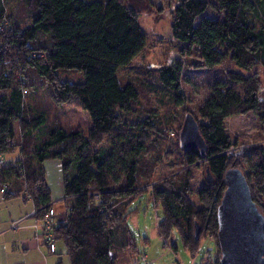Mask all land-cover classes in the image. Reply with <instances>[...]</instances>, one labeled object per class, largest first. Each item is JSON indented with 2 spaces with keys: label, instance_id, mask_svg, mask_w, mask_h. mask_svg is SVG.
I'll list each match as a JSON object with an SVG mask.
<instances>
[{
  "label": "trees",
  "instance_id": "16d2710c",
  "mask_svg": "<svg viewBox=\"0 0 264 264\" xmlns=\"http://www.w3.org/2000/svg\"><path fill=\"white\" fill-rule=\"evenodd\" d=\"M4 1L0 0V154L4 158L0 188L7 189L3 198L29 197L34 217L41 219L54 206L43 162L60 160L67 203L65 210L55 212V241L64 244L70 264H117L118 253L136 248L127 221L135 210L127 207L151 181L157 162L152 158L157 155H146L156 147L158 137L150 139L141 127L122 134L114 128L123 116L140 120L143 101L153 95L173 111L163 115L165 122L163 116L152 115L148 127L155 122L154 133L174 139L185 166L204 162L209 173L198 189L187 172L152 184V196L162 212L159 234L166 239L175 229L191 254L199 250L202 234H211L216 253L208 254L212 259L205 264H225L217 242L216 209L226 188L227 169L241 170L264 215V148L229 155L235 143L225 126L226 118L249 112L264 122L258 76V69H264V0H179L170 23L171 38L180 44L179 56L134 78L118 72L142 53L147 35L137 12L126 3L26 0L30 22L20 26L7 15ZM209 8L215 16H203L197 23ZM188 57L193 59L187 62ZM226 59L234 66L226 72L227 80L216 81L193 114L205 141V155L197 149L182 151L175 114L178 109L185 112L183 68L210 69ZM58 69H74L79 75L60 79L54 76ZM42 91L53 107L73 98L89 114L88 130L74 129L57 117L51 120L48 107L39 100ZM16 126L20 142L14 140ZM107 139L112 143L105 149L102 144ZM15 151L18 157L10 158ZM195 222L200 227L197 237Z\"/></svg>",
  "mask_w": 264,
  "mask_h": 264
},
{
  "label": "rangeland",
  "instance_id": "374dc122",
  "mask_svg": "<svg viewBox=\"0 0 264 264\" xmlns=\"http://www.w3.org/2000/svg\"><path fill=\"white\" fill-rule=\"evenodd\" d=\"M120 1L131 6L137 12L140 25L147 35L145 49L129 65L119 70L118 74L120 76L128 78L141 77L147 69L166 65L179 56L180 44L176 43L170 35L171 12L179 0ZM4 3L7 15H10L17 25L26 26L29 24L30 14L26 0H5ZM215 14V10L209 8L197 18V23L201 17H214ZM192 59V57H188L186 60L190 62ZM233 68V64L228 59L210 69H195L186 66L183 68L181 83L185 112L178 109L175 114L180 121V129L184 114L186 112L197 114L199 106L210 95L215 82L226 81V72ZM78 75L79 73L74 69H58L54 76L60 79H76ZM54 76L52 79H54ZM258 76L261 83L260 104L264 106V69H258ZM234 86L238 90H241V86L235 84ZM46 90L50 91L49 88H46ZM46 90L43 91L47 94ZM43 91L39 94V100L48 107L50 114H52L51 120L57 117L59 122L74 129H80L83 132L88 130L91 126L89 114L87 111L79 108L73 98L61 103L58 107H53L47 95L43 94ZM150 96H148L147 100L143 101L141 111L143 110L144 113L143 117L138 120L139 122L136 121L135 115L132 117L123 116V119L120 118V126L114 128L117 134H122L133 133L138 127H141L146 130L145 132L150 139L158 137L156 147L153 146L154 149L151 148L147 151L146 155L148 158H151L153 154L157 155L156 158H152V160L155 159L157 162L152 171L151 181L147 185L142 184L144 186L141 190L142 195L134 199L127 207V211L135 210L127 221L129 229L134 236L136 248L135 246H131L123 252L118 253L117 264H138L137 262L141 259H144L149 264H205L216 253L215 238L211 234L203 233L199 242V250L191 254L183 247L179 234L175 229L166 239H163L158 231V221L162 217V212L159 204L152 196V184L165 179H176L187 172L193 188L198 189L205 181L206 168L204 162H199L196 165L188 167L185 166L182 160V152L174 148V139L165 138L161 134L157 135L158 132L157 134L154 133V129L156 128L155 122L152 123V128L148 127L152 115L163 116L165 113L167 115L170 111H173L170 110V107L166 108L161 105L153 95ZM30 97L33 98V96ZM29 99L27 97V101ZM161 120L165 122L166 118L163 116ZM173 124L177 127L176 120H174ZM225 126L227 133L235 143V146L228 152L229 155L238 157L250 147L264 148V122L256 114L249 112L245 115L228 117L225 120ZM15 128L14 140L15 142H20V131L17 126ZM111 143V140L107 139L102 144V147L107 149L111 146ZM18 155L19 152L15 151L10 158H16ZM5 157L8 158L6 155ZM242 164L246 166V161L243 160ZM43 166L46 167L48 172L47 181L49 187H51V194L53 197L58 198L63 195L61 162L58 159H47L43 162ZM51 166L56 167V169L52 170ZM1 168L2 166H0ZM192 199L199 205L196 197L193 196ZM60 200L57 199L53 202L54 205H57V208H60V205L63 203ZM63 210L65 209L61 211ZM56 246L57 250L64 248L57 253V256L63 257L66 263H68L64 244L56 240ZM208 254H211L212 257L208 258Z\"/></svg>",
  "mask_w": 264,
  "mask_h": 264
},
{
  "label": "water",
  "instance_id": "95a60500",
  "mask_svg": "<svg viewBox=\"0 0 264 264\" xmlns=\"http://www.w3.org/2000/svg\"><path fill=\"white\" fill-rule=\"evenodd\" d=\"M182 151L197 149L205 155V141L191 112L183 117L178 134ZM206 176L209 177L206 168ZM225 191L216 209L217 242L225 264H264V215L253 201L249 185L239 168L224 174ZM200 227L194 223L197 237Z\"/></svg>",
  "mask_w": 264,
  "mask_h": 264
},
{
  "label": "crops",
  "instance_id": "0c3cea01",
  "mask_svg": "<svg viewBox=\"0 0 264 264\" xmlns=\"http://www.w3.org/2000/svg\"><path fill=\"white\" fill-rule=\"evenodd\" d=\"M53 167L51 166L52 170L56 169V167ZM44 169L47 179L48 172L46 167ZM1 189H4V191L2 192ZM6 190L5 186L0 188V264H70L66 253L68 263L63 257L57 256V253L64 248L57 250L55 241V251L50 252L41 238V219L34 217L36 210L32 200L29 197L23 198L22 196L9 199L3 198L2 195ZM51 198L53 202L61 199L60 201L64 203L60 205V208H57V205L53 206L57 214L62 209H66L67 201L64 200V194L58 198L53 197L51 194ZM21 217L24 218L23 222L15 229L10 228V223ZM36 233L39 236L37 238Z\"/></svg>",
  "mask_w": 264,
  "mask_h": 264
},
{
  "label": "built area",
  "instance_id": "2783aa9c",
  "mask_svg": "<svg viewBox=\"0 0 264 264\" xmlns=\"http://www.w3.org/2000/svg\"><path fill=\"white\" fill-rule=\"evenodd\" d=\"M4 162V158L2 154H0V165H2ZM3 192L4 189H1ZM24 218L21 217L19 219H16L10 223V228L15 229L18 227V225L23 222ZM57 223L56 219V213L54 207H50L45 213L44 216L40 220V229H41V238L46 243L48 249L50 252L55 251V239H54V233L53 228ZM36 238L39 237L38 234H35ZM141 261V262H140ZM138 261V264H149L146 263L144 259H141ZM140 262V263H139Z\"/></svg>",
  "mask_w": 264,
  "mask_h": 264
}]
</instances>
